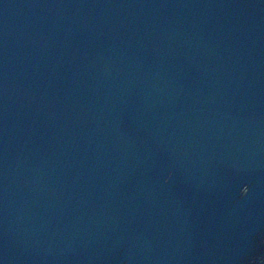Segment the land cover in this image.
Wrapping results in <instances>:
<instances>
[{
    "label": "water",
    "instance_id": "95a60500",
    "mask_svg": "<svg viewBox=\"0 0 264 264\" xmlns=\"http://www.w3.org/2000/svg\"><path fill=\"white\" fill-rule=\"evenodd\" d=\"M0 264H264V0H0Z\"/></svg>",
    "mask_w": 264,
    "mask_h": 264
}]
</instances>
